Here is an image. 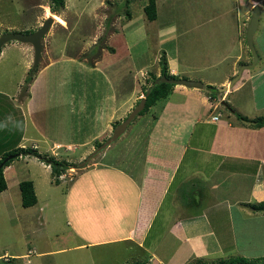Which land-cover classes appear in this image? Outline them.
I'll return each mask as SVG.
<instances>
[{
	"label": "crops",
	"instance_id": "obj_1",
	"mask_svg": "<svg viewBox=\"0 0 264 264\" xmlns=\"http://www.w3.org/2000/svg\"><path fill=\"white\" fill-rule=\"evenodd\" d=\"M156 1L158 10L160 2L163 4L165 1ZM146 4L147 2L141 6L142 20H148L144 11ZM258 4L262 6V12L254 37L257 42L256 35L260 27H264V0H236L229 5L227 12L235 11L237 16V22L231 26H235L233 33L229 29L226 30V26H207L206 23H198L196 26L183 25V61L175 53L171 55L170 49L165 52L170 71L179 77L181 74L188 76L182 78L202 81L204 87L200 89L175 85L173 93L178 94L181 100L176 103H163L156 113L159 119L156 122L154 118L145 151L139 158L143 166L136 165L133 169L118 165L91 169L84 167L78 175L69 179L71 183L68 212L72 223L69 236L73 246L58 250L43 249L39 253L40 256L63 251L62 253L67 254L64 258L65 264H108L107 252L103 253L102 247L123 243L128 248L129 256L116 264H133L137 261H145L147 264H190L196 259L214 260L216 254L224 253L231 245H236V210H244L238 207L251 210L243 204L264 201V126L253 127L241 122L236 116V112L250 118L264 114V41H259L260 44L257 45L255 43L259 56L257 64L243 71L242 77L231 91L218 90L223 93L222 101L218 98L213 100L210 93L203 89L207 85L220 89L229 86L231 80L239 73V67L253 62V55L247 49L244 34ZM201 10V13L207 12L204 8ZM133 16L134 14L129 17L124 28L140 23L134 21ZM63 18L65 22H58L51 29L50 35H55L54 29L64 30L69 34L74 28L75 23L70 18ZM198 18H202V15L198 14ZM157 19L149 21L154 23ZM142 27L149 30L148 38L151 34H156L163 42L176 39L174 27L161 25L157 32L155 27L147 22ZM114 30L104 45L100 46L98 40L92 38L91 44L99 45L101 56L96 53L87 62L102 76V83L106 87H114L111 75L122 76L123 81L119 83L121 88H115L121 90L126 85L125 78L131 72V67H134V62H131L130 49L123 40L124 35ZM196 30L197 35L191 36ZM217 30L224 32L225 38H221L218 41L219 46H215L210 52L205 49L202 53L201 46L196 41L201 45L207 34L210 36ZM202 33L205 35L200 36ZM259 37H262V33ZM122 42H125V45L119 46ZM21 44L24 45L20 46V49L25 53L26 60L25 75L19 85L25 82L34 62L32 45ZM225 45L228 48H224ZM235 48L238 51L231 53ZM45 50L47 53L46 45ZM108 50L115 58L111 61L113 66L110 69L114 68L111 75L108 72L104 74L106 68L104 65V68L102 67L101 62L106 56L102 52L108 53ZM3 58L0 55V59ZM76 58V55H71L67 60L75 63ZM58 60L57 57L45 60L30 84V95L26 101L16 100L17 96L12 95L16 102L13 104L9 97L11 103L7 106V117L11 122L14 119L23 120L24 127L21 129V137L8 133L0 147H25L28 141L37 140L28 136L30 124L34 134L48 137L50 128L39 120L36 113L41 106L37 99L46 103L48 96H52L50 90H54L56 86L57 90L68 97L66 103L74 101L76 74L71 71L68 73L64 67L56 68L59 65ZM197 61L198 65L192 66ZM181 62L192 71L182 70ZM128 67L129 71L122 74ZM213 69L217 72L209 75L207 72ZM156 75L162 76L161 69ZM134 83L125 100L121 99L122 94L118 95L115 89L108 90V98L112 104L109 106L110 113L101 116L106 122L105 126L84 141L74 140L75 120L70 125L67 120L69 114L66 112L63 124L52 130L56 132L52 150L62 147L71 150L77 145L86 147L113 131L112 123L123 120L143 94L140 80L137 79ZM247 86L250 88V95H246L245 99L241 98V101L235 102V98L229 96ZM90 91L95 93L100 90ZM226 104H230V108L225 109ZM64 105L68 107L67 104ZM18 107L22 111L20 116L17 113ZM214 116L219 118L215 120ZM18 124L19 122L16 125ZM69 131L73 134L64 136L66 139L60 138L61 133ZM31 146L38 147L36 144ZM89 152L92 150H87L81 158ZM12 169L13 162L5 169L6 179L7 173ZM65 176L66 174L62 176L61 182ZM8 189L9 187L2 193ZM70 200L73 202L72 208ZM204 206L205 209H202ZM252 218L246 217L245 220ZM30 252L9 255L6 251L0 255V260L11 264H27L26 259L30 257Z\"/></svg>",
	"mask_w": 264,
	"mask_h": 264
},
{
	"label": "rangeland",
	"instance_id": "obj_2",
	"mask_svg": "<svg viewBox=\"0 0 264 264\" xmlns=\"http://www.w3.org/2000/svg\"><path fill=\"white\" fill-rule=\"evenodd\" d=\"M128 1H130V3H128ZM148 1L149 0H66L65 8L55 16L54 14L56 13L53 12L50 6V0H0V35L7 32H25L27 29L36 30L43 24L44 20L51 15L56 20L52 28L58 22L64 23L65 19L63 17L70 18L75 23L74 28H72L69 34L64 30L54 29V31H56L55 35H50V30L45 37L46 40L45 38L43 40L44 50L39 64L40 68L48 58L57 57L59 58V65H57L56 68L64 67L68 73L71 71L76 74L77 87L76 90H73L75 93V97H73L74 101L69 104L66 103L68 97L63 94L62 91L57 90V86L54 90H50V95L52 96H48L46 103L37 99L38 104L41 105V109L39 108L36 111L38 118L41 122H45V125H48L50 129L47 132L48 137H43L34 134V129L30 124L28 136L35 137L37 140L28 141L26 143L27 146L36 144L41 153L48 152L56 155L61 160H67L74 164L81 163L89 157L95 148H98L94 142V144L91 143L86 147L77 145L71 150L67 147H62L53 151L51 147L54 144L53 137L56 135V132L54 133L52 130L63 124L62 120L65 118L66 112L69 114L67 120L70 125H72V121L75 120V132L74 134L72 131L61 133L60 138L62 139H66L64 138L66 135L73 134L74 140L84 141L90 137L91 134L98 133L100 129L104 128L106 122L101 116H107V114L110 113L109 106L112 104V101L108 98V96H110L108 90H112L111 88L120 89L121 85H119V83H121L120 81H123V79L122 76L116 77L111 75L114 70V68L110 69L113 66L111 65V61L115 59L111 51L108 50V53L102 52L106 54V56L105 59H101V62H103L102 67L104 65L107 69V71L104 69V74L108 72L114 79H111L114 87L110 88L109 86H104L102 83L103 80L101 79L102 76H99L98 72L95 71L93 66L87 61L92 59L96 53H99V56H101V48L99 45H104L108 36L111 35L114 29V31L124 35L123 40H125L130 49L132 57L131 62H134V67H131V72H129L127 77L125 76V81H127L126 85L121 90H115L118 95L121 93V99L125 100L129 93H131V87L135 84L134 82L139 79L142 84L143 94L139 96L136 102L137 104L145 95V87H147L150 84L149 81L152 80L150 78L152 74L150 75L149 72L157 73L161 69L159 59H161V56L167 49H170L169 53H171V55L175 53L178 58L183 61L184 51L181 46V33L184 24L196 26L198 23H206L207 26H226V30L229 29L231 33L235 30V26L233 28L231 26L234 22H237L236 12L229 13L227 12V8L231 3H235L236 0H163L165 2L163 4L160 2L158 19L154 23H151L149 19H140V15L142 14L141 6L146 2L148 3ZM201 8H204L207 12L201 13ZM128 11L134 14V21L136 20L140 23L129 28H124V25L127 24L129 19ZM212 12L215 13V15ZM198 14H201L202 18H198ZM145 22L152 24L156 32L161 25L174 27L175 30H173V32H176V39L171 42H163V39L156 34L154 36L151 34L148 38L147 36L150 35L148 34L149 30H147V27H142ZM261 33L262 37H259ZM203 34L204 33L200 34V36ZM193 35H197V30L194 31L191 36ZM212 35L216 36L213 37ZM210 36L211 38H209ZM210 36L207 34L206 40L203 39L201 45L198 40L196 41L197 44L201 46L202 53L205 49H207V52H210L215 46H219L218 41L221 38H225V33L221 32V30H217L215 34L212 33ZM93 37L98 40L99 45L91 44ZM244 37H246L247 49L248 51L250 50L251 54L252 52L247 41V30H245ZM256 39L258 42L257 43L256 40L254 41L256 45L260 44L259 41H264L263 25L260 27ZM125 42H122V44L120 43L121 45L119 46L125 45ZM45 45L47 47V53ZM20 46L24 45L18 41L8 42L4 45L0 53V55L4 57L2 60L0 59V92H2L0 93V145L4 143V137L8 136V133L21 137V129L24 127V121L21 119H14L13 122H11L12 120L8 119L7 111L5 110L11 103L9 97L13 104L16 103L12 95H16V100H20L21 102L26 101L29 97V94L24 91L25 82L22 85L18 84L21 79L24 78V61L26 60L25 53L20 49ZM223 47L228 48L227 45ZM236 51H238L237 48L231 53H235ZM71 55H76L77 58L75 63L74 61L68 62L67 59ZM180 65L182 70L190 69L183 62H181ZM197 65L198 61L192 64V66ZM240 68L241 66L239 70ZM128 69L129 67L126 68L122 74L128 72ZM190 71L192 70L190 69ZM216 72L217 70L213 69L209 70L207 73L212 75ZM29 74L30 71L28 75ZM146 74L147 80H145ZM185 76V74H181V77ZM134 77L136 79H134ZM90 90L100 91L91 93ZM203 90H206L210 95H215L218 100L222 101L223 93H216V91L208 87V85L205 86ZM231 90L232 88H230L229 91ZM3 92L7 94L5 95ZM86 92H88V94H85ZM246 95H250V88L248 86L229 96L235 98V102H239L241 98L245 99ZM180 100L179 95L173 93V91L168 98L160 99V101H158L159 103L150 109V111L144 115L139 114L120 139L95 155L86 166L80 167L77 165L70 168L65 173V179H63L60 184L52 182L53 179L50 167L37 157L31 155L16 157L12 161L14 169L7 173L9 189L4 193H0V255L6 251L10 253L9 255L15 253H29L31 251V255L29 254L30 257L26 259L27 264H65L64 258L67 254L62 253L63 251L51 252L45 257L40 256L39 253L42 252L43 249L58 250L73 246L69 236L72 230L71 217L68 212V193L71 183L69 179L78 175L84 167L85 169H91L118 165L120 167L133 169L136 165L143 166L139 158L144 153V147L148 142L147 138L150 135L151 124L154 122L155 117L153 114L156 115V113H158L163 103H176ZM20 101L17 102L20 103ZM249 103V100H247V104ZM64 104H67L68 107H65ZM20 105L24 104L20 103ZM221 107L223 106L221 105ZM222 109L225 111L227 108L225 107L224 109L223 107ZM17 113L19 116L22 114L20 107H18ZM237 114L241 113L236 112V116L238 117ZM127 116L123 120L112 123L113 131L117 124L124 121ZM158 119L159 118H156L155 121L157 122ZM239 120L243 122L240 118ZM17 122H19L18 125H16ZM113 131L99 140L104 142L112 135ZM87 150H92V152H89L84 158H81ZM12 171L15 172V174ZM25 179L34 181L38 195V203L31 207H23L22 205V194L19 182ZM184 190L185 189H182V191ZM70 204L72 208V200H70ZM243 205L250 208L246 204ZM238 208H243L244 210L237 209V212L234 214L236 219V245L234 247L231 245L224 253L216 254L214 260H217V257L218 259L225 260H239L245 257L250 262L262 263L264 262V213H256L255 211L247 210L245 207ZM202 209H205V206L202 207ZM70 210L72 212V209ZM246 217L253 218L251 220H245ZM117 244L118 245H104L102 247L103 253L107 252L108 264L120 263L129 256L127 246L123 243ZM95 253L97 252L95 251ZM28 260H30V263H28ZM214 260L207 261L212 263ZM5 262L6 261L3 259L0 260V264H11Z\"/></svg>",
	"mask_w": 264,
	"mask_h": 264
},
{
	"label": "trees",
	"instance_id": "obj_3",
	"mask_svg": "<svg viewBox=\"0 0 264 264\" xmlns=\"http://www.w3.org/2000/svg\"><path fill=\"white\" fill-rule=\"evenodd\" d=\"M130 3V1H128ZM50 6L56 14L55 16L58 15L61 10H63L66 6V0H50ZM144 11L146 13V16L149 20L153 21L158 18V10H157V1L156 0H149L148 3L144 7ZM132 13L128 11V17H131ZM34 30L27 29L25 30L26 33L33 32ZM2 50L0 51V53ZM160 64H161V75H166L168 78H177L179 77L178 75L172 74L169 68V63H168V58L166 54L164 53L161 56L160 59ZM39 67L33 71L32 69L30 70V74L27 76L25 79V85H24V91L27 92V94L30 95L29 93V88H30V83H32L33 79L35 78L36 73L38 72ZM152 77H150L152 80H150V84L145 87L144 92L145 94L148 92V90L151 88V85L153 82L158 78L156 73H151ZM175 87V84L168 83V82H163L155 86L150 94L147 96V102H146V107L145 109L140 113V115H144L150 109H152L156 104H158L160 99H166L171 95L173 89ZM208 87L213 88V90L218 92V88L215 86L208 85ZM212 99L215 100L217 97L215 95H211ZM141 100V99H140ZM230 104H226V108L229 107ZM7 111V108L5 109ZM238 117L247 124H250L253 127H263L264 126V115L262 116H257L254 118H250L248 116L242 115V114H237ZM155 119L158 118L157 114L154 117ZM103 142L100 140L95 141V145L99 146ZM8 147V146H6ZM6 147H0V193L5 191L8 188V182L5 176V169L9 165H11L12 161L16 157H20L22 155H31L34 157H37L40 161L45 163L46 165H49L51 167V174H52V179L55 184H60L61 183V177L70 169L78 164L71 163L67 160H61L59 159L56 155L51 154V153H41L38 148L33 147V146H25V147H20V146H15L10 148ZM10 155H15L12 159H9L8 161L5 162V159L10 156ZM20 191L22 194V205L23 207H31L34 206L35 204L38 203V195L36 192L35 184L34 181L31 179H25L20 182L19 184ZM250 207L251 210L255 212H262L264 213V201L261 202H253V203H247ZM264 264L262 263H256V262H250L247 258L242 257L239 260L238 259H232V260H225V259H217L214 260L212 263H209L207 260L204 259H196L194 262L190 264ZM133 264H147L145 261H137Z\"/></svg>",
	"mask_w": 264,
	"mask_h": 264
},
{
	"label": "water",
	"instance_id": "obj_4",
	"mask_svg": "<svg viewBox=\"0 0 264 264\" xmlns=\"http://www.w3.org/2000/svg\"><path fill=\"white\" fill-rule=\"evenodd\" d=\"M261 12H262V6L257 5L254 9V12L252 14L250 23L248 25L247 30V41L250 46L252 55H253V62L251 64H243L239 70V73L231 80L229 86H224L221 89H219L221 92L227 91L230 88H233V86L240 80L242 77V73L245 69H251L253 68L259 59L258 52L255 49V42L254 37L258 30L260 20H261ZM55 18L53 16H48L43 24L33 32H7L0 35V51L3 49L4 45L6 43L11 41H18L21 43H28L31 44L34 50V62L32 69L35 71L40 64V60L42 58L43 54V40L46 37V35L50 32L54 22ZM168 82L175 85H183L189 88H203L204 83L199 80H191L188 78H168L166 75L159 76L151 85V88L148 90V92L141 98L140 102L130 111L127 118L117 124L115 127L112 135L107 138L101 145L98 146V148H95L94 151L89 155L88 158H86L81 163H78L80 167L86 166L87 163L98 153H100L102 150L108 148L111 146L115 141L120 139L128 130L130 124L133 122V120L145 109L146 102H147V96L150 94L151 90L157 86L160 83ZM15 155H10L5 159V162L9 159H12Z\"/></svg>",
	"mask_w": 264,
	"mask_h": 264
},
{
	"label": "built area",
	"instance_id": "obj_5",
	"mask_svg": "<svg viewBox=\"0 0 264 264\" xmlns=\"http://www.w3.org/2000/svg\"><path fill=\"white\" fill-rule=\"evenodd\" d=\"M219 117L218 116H214V119L217 120Z\"/></svg>",
	"mask_w": 264,
	"mask_h": 264
},
{
	"label": "bare ground",
	"instance_id": "obj_6",
	"mask_svg": "<svg viewBox=\"0 0 264 264\" xmlns=\"http://www.w3.org/2000/svg\"><path fill=\"white\" fill-rule=\"evenodd\" d=\"M52 16V15H51Z\"/></svg>",
	"mask_w": 264,
	"mask_h": 264
}]
</instances>
